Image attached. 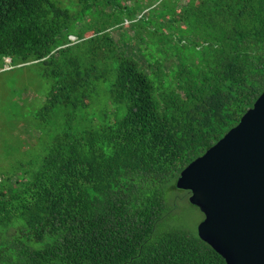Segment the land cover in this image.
Returning <instances> with one entry per match:
<instances>
[{"label":"trees","instance_id":"trees-1","mask_svg":"<svg viewBox=\"0 0 264 264\" xmlns=\"http://www.w3.org/2000/svg\"><path fill=\"white\" fill-rule=\"evenodd\" d=\"M189 1V56L155 7L135 16L133 26L158 33L148 42L135 30L143 66L102 34L119 20L86 41L56 0H0V59L44 64L54 81L46 108L92 107L100 82L117 106L113 119L104 107L99 124L60 133L37 169L0 176V264H227L198 234L155 230L167 186L264 91V0ZM154 44L165 45L155 56Z\"/></svg>","mask_w":264,"mask_h":264},{"label":"rangeland","instance_id":"rangeland-1","mask_svg":"<svg viewBox=\"0 0 264 264\" xmlns=\"http://www.w3.org/2000/svg\"><path fill=\"white\" fill-rule=\"evenodd\" d=\"M56 1L75 16L73 29L75 27L76 30L83 29L80 30L81 40L89 41L93 35L92 31L96 28L101 32L104 26H113L111 23L119 20V25L102 34L118 41L121 50L127 54L138 53L137 57L142 61L140 62L143 66L146 62L139 55L140 46L135 44L138 40L135 30L138 31L140 39L154 37V40H158V33L151 34L144 25L133 26V19L138 13L141 15L142 10L143 13L149 14V6L156 8L150 14L159 17V22L165 29L172 25L179 30L178 37L182 36L184 44H177L185 51V56L194 54L197 49L194 43L197 37L195 31L189 27V24L183 22V19L189 18L191 9L189 0H180L182 7L173 12H167L168 6L163 5L165 2L170 3L171 0ZM117 2L121 5L116 9L114 6ZM86 13L88 15L84 17ZM173 19L178 20L179 23H175ZM71 38L76 39L74 36ZM199 42L202 44V39ZM157 46L165 48V45H152L153 56L156 54ZM53 82V78L45 75L43 63L20 60L8 63L5 59H0V176L15 177L25 170L31 171L40 167L43 156L60 133L99 124L101 119L99 116L97 119L94 115L96 111L107 107L110 118H115L117 106L107 98L108 94L104 95L105 85L102 82L97 89L95 98L97 101L94 107L74 109L68 105L52 107L50 105L46 108ZM89 102L90 99L85 98V104ZM166 196L169 207L164 218L157 225L155 233L176 228L197 235L204 213L190 203V194L169 184L166 188Z\"/></svg>","mask_w":264,"mask_h":264},{"label":"water","instance_id":"water-1","mask_svg":"<svg viewBox=\"0 0 264 264\" xmlns=\"http://www.w3.org/2000/svg\"><path fill=\"white\" fill-rule=\"evenodd\" d=\"M176 186L204 213L198 235L227 264H264V91Z\"/></svg>","mask_w":264,"mask_h":264},{"label":"built area","instance_id":"built-area-1","mask_svg":"<svg viewBox=\"0 0 264 264\" xmlns=\"http://www.w3.org/2000/svg\"><path fill=\"white\" fill-rule=\"evenodd\" d=\"M6 61H7L8 63H11V62H12V59H11V58H6Z\"/></svg>","mask_w":264,"mask_h":264},{"label":"clouds","instance_id":"clouds-1","mask_svg":"<svg viewBox=\"0 0 264 264\" xmlns=\"http://www.w3.org/2000/svg\"><path fill=\"white\" fill-rule=\"evenodd\" d=\"M7 58H10V57H7ZM5 60H6V58H5Z\"/></svg>","mask_w":264,"mask_h":264}]
</instances>
